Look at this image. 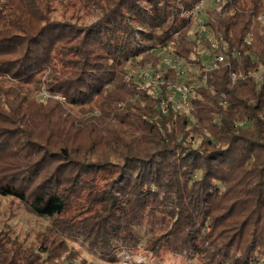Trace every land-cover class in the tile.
Returning a JSON list of instances; mask_svg holds the SVG:
<instances>
[{
  "label": "trees",
  "instance_id": "16d2710c",
  "mask_svg": "<svg viewBox=\"0 0 264 264\" xmlns=\"http://www.w3.org/2000/svg\"><path fill=\"white\" fill-rule=\"evenodd\" d=\"M55 1L82 9L92 4L99 14L86 25L56 19ZM202 1L0 0L1 77L31 83L58 53L73 69L54 84L69 102L82 104L117 84V108L127 102L123 114L138 121H119L117 142L92 153L64 136L54 141L60 130L42 104L43 128L32 133L28 97L20 98L25 111L17 117L19 97L7 99L12 111L0 120V194L53 219L59 237L53 246L64 248L56 259L68 260L66 233L103 253L138 247V229L160 216L171 223L146 240L156 255L167 249L215 264H264V24L258 20L264 0H220V8L207 11V31L192 32L196 18L183 12ZM211 36L222 37V62L214 61ZM161 44L174 60L164 71L168 84L160 93L154 86L140 90L136 71L129 81L119 68L127 62L163 68L150 51ZM181 81L195 85L192 107L162 113L169 83ZM76 200L97 207L81 219L63 217ZM51 244L44 254L51 255ZM37 253L19 259L47 264Z\"/></svg>",
  "mask_w": 264,
  "mask_h": 264
},
{
  "label": "rangeland",
  "instance_id": "374dc122",
  "mask_svg": "<svg viewBox=\"0 0 264 264\" xmlns=\"http://www.w3.org/2000/svg\"><path fill=\"white\" fill-rule=\"evenodd\" d=\"M219 1L204 0L192 10L183 12L185 16L194 14L196 18L192 32L197 31V27L207 20L208 10L216 7L220 8ZM52 7L54 9L51 15L54 18L68 19L78 25L92 24L99 14L92 4L86 7L87 10L55 1ZM93 9L95 10V12H92L94 15L89 14L94 11ZM150 51L158 53L163 62V67H166V59L170 56L169 49L161 44V46L151 47ZM62 58L60 54L55 53L51 66L37 72L31 83H20L9 75L0 76V102L2 101L0 108H3V111H0V120L3 122L4 118L10 117L12 107L6 103L7 99H17L19 97L18 102L14 104L15 110L11 111L15 117L22 115L25 111V105H22L20 98L26 95L30 101L28 110L31 111L30 126L26 129L35 134L43 128V115L38 110V106L42 104L45 107L44 112L47 111L56 121V129L60 130V135L57 133L52 138L54 141L64 136L73 146H78L83 151L90 149L92 153H105L113 146V142H117V127L120 128L123 124L119 121H126L133 125L138 121L123 114L127 102L117 108V84L82 104L69 102L68 98L54 86L57 78H61L73 70L72 67L63 64ZM64 59H67L66 56ZM68 59H71V55ZM137 66V62H127L119 69H124L125 78L131 81L132 74L136 71L135 74L137 75L138 71L142 69V67L137 69ZM136 83L139 84L140 90L145 89L143 85L146 84L140 82L137 78ZM11 94H14V96L12 97ZM132 100L134 101V99ZM1 125L9 126L6 124ZM131 129H133V132L134 128L131 127ZM131 136L125 138L129 139ZM200 141V139L196 140V145ZM104 181L106 180H101L100 185ZM76 201L77 203H72L63 217L81 219L88 216V213L97 207L86 208V202ZM170 223L168 219H163L160 216L154 217L153 221H144L138 229L139 234L142 236L140 246L133 248L120 246L118 249L116 246L109 253L99 251L81 236L66 233L68 254L64 253L63 256L66 255L68 260L64 262V257L58 259L54 257L58 253L63 254L62 250L64 248H56L55 244L53 246L52 241L59 239L56 232L51 229L54 225L53 219L38 216L19 199L0 194V264H23L19 259L21 254L24 255L34 250L38 252L36 255L40 257L41 261H48L47 264H215L206 257L192 256L188 252L179 253L162 249L160 254L156 255L148 249V241L146 242V240L155 238L166 231ZM46 244L52 245L50 246L53 248L50 256L43 253ZM19 249L21 252L17 256L15 251Z\"/></svg>",
  "mask_w": 264,
  "mask_h": 264
},
{
  "label": "built area",
  "instance_id": "2783aa9c",
  "mask_svg": "<svg viewBox=\"0 0 264 264\" xmlns=\"http://www.w3.org/2000/svg\"><path fill=\"white\" fill-rule=\"evenodd\" d=\"M258 20L264 24V13L261 14L258 17ZM197 29L200 32H206L207 27L205 23H201ZM211 45L213 50H215L214 54V61L215 62H222L225 60V55L222 52H219L220 43L222 41V37H210ZM166 67L163 68H155L154 66H147L143 67L138 71L136 77L137 79L146 84L143 85L145 89H148L151 86H154L159 89L160 93V87L163 85L168 84L166 78L164 77V71L168 67H172L174 65V60L172 56H169L166 59ZM178 70L181 73H184V68L179 66ZM233 79H236V75L233 74ZM170 84V91L172 95L170 97H162L159 102V109L162 113H167L170 108H172L175 111L182 112L183 110H189L191 106V102L189 99L190 93L193 91L195 85L194 84H188L184 81L181 82H175V83H169ZM161 95V94H160ZM236 124L243 125V121H237Z\"/></svg>",
  "mask_w": 264,
  "mask_h": 264
}]
</instances>
